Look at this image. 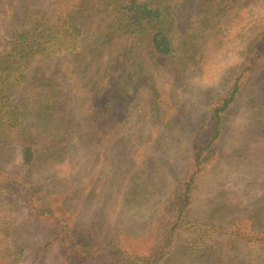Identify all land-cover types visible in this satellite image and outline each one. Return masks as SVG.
I'll use <instances>...</instances> for the list:
<instances>
[{"label": "trees", "instance_id": "1", "mask_svg": "<svg viewBox=\"0 0 264 264\" xmlns=\"http://www.w3.org/2000/svg\"><path fill=\"white\" fill-rule=\"evenodd\" d=\"M51 1L50 14L26 22L13 15L0 51V156L19 148L21 159L16 173L0 168V264H21L26 245L17 243L16 235L30 217L41 225L45 247L58 245L73 259L169 264L190 226L195 187L208 168V152L220 138L223 116L238 97L241 78L264 55V45L251 46L245 68L212 105L207 141L195 148L193 169L179 182L178 194L158 212V238L145 253L127 249L112 236L83 233L65 207V193L34 183L32 171L46 155L57 167L67 161L72 124L83 122L85 131L79 134L95 141L120 133L135 111L156 125L163 124L166 110L174 106L176 118L185 105L172 91L161 93L156 72L169 69L174 78L184 75L213 48L210 43L221 42L222 31L235 16L264 0ZM262 37L264 32L250 43L263 42ZM53 56L64 65L59 79L47 76L42 67L31 77L32 66ZM251 212L255 215L235 219L220 231L230 240L264 248V207Z\"/></svg>", "mask_w": 264, "mask_h": 264}, {"label": "rangeland", "instance_id": "2", "mask_svg": "<svg viewBox=\"0 0 264 264\" xmlns=\"http://www.w3.org/2000/svg\"><path fill=\"white\" fill-rule=\"evenodd\" d=\"M251 8L235 16L222 31L221 42L210 43L213 48L205 58L184 75L174 78L169 69L154 74L163 95L172 91L184 103L176 118L174 106L166 110L163 124L156 125L135 111L120 133L95 141L79 134L85 131L83 122L72 124L67 161L57 167L46 155L33 169L34 183L65 193V207L83 233L112 236L140 254L157 241L158 212L165 210L178 194L179 182L192 171L193 152L211 131L212 105L245 68L251 46L264 45L250 43L264 32V2L252 3ZM53 9L51 0H0V51L13 15L26 22ZM63 66L60 57L53 56L32 66L30 74L33 77L42 67L47 76L59 79ZM240 82L238 97L223 116L220 138L207 154L208 168L195 187L190 226L169 264H264L262 246L230 240L220 231L235 219L255 215L248 214L255 207H264V55ZM205 83L212 86L203 87ZM19 152L18 148L10 156L8 151L0 156V168L20 171ZM22 226L16 235L17 243L26 245L21 264H104L73 259L58 245L45 247L41 225L31 217Z\"/></svg>", "mask_w": 264, "mask_h": 264}, {"label": "clouds", "instance_id": "3", "mask_svg": "<svg viewBox=\"0 0 264 264\" xmlns=\"http://www.w3.org/2000/svg\"><path fill=\"white\" fill-rule=\"evenodd\" d=\"M202 86H203V87H211L212 84H211V83H205V84H203Z\"/></svg>", "mask_w": 264, "mask_h": 264}]
</instances>
